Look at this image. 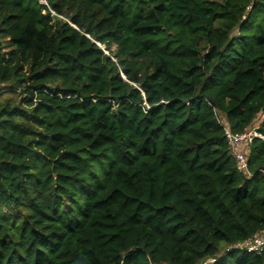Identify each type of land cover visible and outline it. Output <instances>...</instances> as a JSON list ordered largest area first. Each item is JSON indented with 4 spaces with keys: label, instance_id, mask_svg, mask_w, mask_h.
<instances>
[{
    "label": "trees",
    "instance_id": "obj_1",
    "mask_svg": "<svg viewBox=\"0 0 264 264\" xmlns=\"http://www.w3.org/2000/svg\"><path fill=\"white\" fill-rule=\"evenodd\" d=\"M43 1L0 0V264H264V0Z\"/></svg>",
    "mask_w": 264,
    "mask_h": 264
},
{
    "label": "built area",
    "instance_id": "obj_2",
    "mask_svg": "<svg viewBox=\"0 0 264 264\" xmlns=\"http://www.w3.org/2000/svg\"><path fill=\"white\" fill-rule=\"evenodd\" d=\"M229 150L235 160L238 171L249 174L246 165V156L249 146L254 138L263 139V137L254 130H246L240 134H232L229 129L223 128ZM264 247V231L253 235L242 243H237L233 248L244 250L247 253L260 252ZM231 248V247H230Z\"/></svg>",
    "mask_w": 264,
    "mask_h": 264
},
{
    "label": "rangeland",
    "instance_id": "obj_3",
    "mask_svg": "<svg viewBox=\"0 0 264 264\" xmlns=\"http://www.w3.org/2000/svg\"><path fill=\"white\" fill-rule=\"evenodd\" d=\"M41 3H44V1L43 0H39ZM114 48H112V50H113ZM19 100V99H18ZM256 123H257V121L256 122H254L253 124H252V126L249 128V130H252L255 126H256Z\"/></svg>",
    "mask_w": 264,
    "mask_h": 264
}]
</instances>
